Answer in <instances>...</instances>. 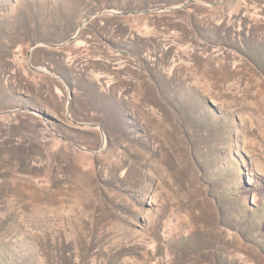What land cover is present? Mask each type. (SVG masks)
<instances>
[{
	"label": "rangeland",
	"instance_id": "1",
	"mask_svg": "<svg viewBox=\"0 0 264 264\" xmlns=\"http://www.w3.org/2000/svg\"><path fill=\"white\" fill-rule=\"evenodd\" d=\"M146 1L163 4L128 8ZM188 1L0 0V264H264V0L105 14L30 51ZM29 51L56 76L45 109L16 89ZM68 101L106 126L98 153L71 144L102 137ZM25 108L44 131L8 116Z\"/></svg>",
	"mask_w": 264,
	"mask_h": 264
},
{
	"label": "trees",
	"instance_id": "2",
	"mask_svg": "<svg viewBox=\"0 0 264 264\" xmlns=\"http://www.w3.org/2000/svg\"><path fill=\"white\" fill-rule=\"evenodd\" d=\"M163 4L162 2H138L136 5L130 4L128 6L129 9H145V8H149V7H154V6H159ZM194 6L190 5L187 6L185 9H194ZM183 10H176L173 12H164V13H160L159 15H153V17H157V16H161V17H168L171 15H177L182 13ZM107 18H116V17H102V18H96L94 19L92 22H90L89 24L96 22V21H102L105 20ZM88 24V25H89ZM98 39L101 43H103L104 45H108V40L104 37V36H98ZM121 48V46L119 47ZM148 45L146 46V48L144 49V51H148ZM150 51V50H149ZM118 53L120 52H128L131 53L133 55V53L131 52V50L129 51L125 46H122V48L120 50H117ZM144 52V53H145ZM53 65V64H52ZM55 68H52L53 71L58 74L60 77L67 79L66 76L63 74V72L59 69V66L54 64ZM82 71V69H79ZM80 71V73H81ZM20 73V72H19ZM79 73V72H78ZM79 73V74H80ZM20 83H18L16 89L18 91H20L21 93H23L25 95V97H27L34 105H37L40 108H44L47 106V102L49 101V97H56V88H58V86L56 85V82L54 81V79L48 75H38V74H34L32 72L29 71H22L20 74ZM99 89V87H97L95 84L92 85V90L94 92H97ZM98 93V92H97ZM20 95V94H19ZM75 103V102H74ZM89 111L92 112L93 110H91V108H89ZM70 113H71V117L73 119V121H79V120H89L87 119L88 117H85L83 113H81L80 110H78L75 106V104H71L70 106ZM10 118H15V119H25L27 121H34L35 122V126L44 131V126H42V124H40L39 119L37 118V116H35L34 114L28 113V112H24V111H15L12 112L11 114L8 115ZM62 120L60 121H56V125L58 126L57 130L60 133L61 136L64 137V134L61 133V129H68L66 126V121L64 120V117H61ZM102 128L104 129L105 132H107V128L106 126L101 123Z\"/></svg>",
	"mask_w": 264,
	"mask_h": 264
},
{
	"label": "water",
	"instance_id": "3",
	"mask_svg": "<svg viewBox=\"0 0 264 264\" xmlns=\"http://www.w3.org/2000/svg\"><path fill=\"white\" fill-rule=\"evenodd\" d=\"M195 1L193 0H190L188 2H185L179 6H173V7H168V8H156V9H152V10H145V11H132V12H117V11H114V10H105L103 12H100V13H97L93 16H90V17H87L84 22H82L78 29H77V32L74 36H72L71 38H69L66 42L64 43H60V44H42V43H36V44H33L31 47H30V51H32L34 48L38 47V46H41V45H45V46H48V47H51V48H58V47H62L70 42H72L78 35V33L80 32V30L83 28V25L85 23H87L88 21H90L92 18L96 17V16H101V15H105V14H110V15H122V16H134V15H141V14H144V13H148V12H151V11H154V12H164V11H174V10H178V9H181L183 8L187 3H193ZM30 51L28 52V66L30 68L31 71L35 72V73H38V74H45V75H48V76H52V77H56L53 73H51L48 69L46 68H40V67H33L31 64H30ZM71 98V94L69 93V100ZM20 111H24V112H28V113H31V114H34L35 116L39 117L40 119H42L44 122H47V119L46 117L44 116V114L38 110H34V109H19ZM69 110H70V103L68 101L67 103V106H66V118L71 121L74 125L78 126V127H81V128H91V129H97L100 134H101V137H102V142H101V146L100 148L97 150V151H91V150H86L82 147H80L79 145L77 144H73L71 143L73 146H75L76 148L80 149V150H83V151H86V152H90L92 154H95V153H98L103 145H104V141H105V135L103 133V130L102 128L99 126V125H96V124H93V123H84V122H75L73 121L71 118H70V115H69ZM6 113H9V112H0V115H3V114H6Z\"/></svg>",
	"mask_w": 264,
	"mask_h": 264
}]
</instances>
